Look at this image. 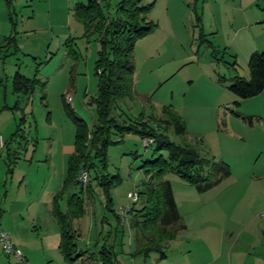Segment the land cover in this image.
<instances>
[{
    "label": "rangeland",
    "instance_id": "1",
    "mask_svg": "<svg viewBox=\"0 0 264 264\" xmlns=\"http://www.w3.org/2000/svg\"><path fill=\"white\" fill-rule=\"evenodd\" d=\"M75 1L11 0L10 4L20 47L0 59L1 65L5 61L0 70L4 80L0 83V136L11 138L19 125L24 139L16 136L9 141L10 149L18 145L22 149L18 159L9 156L8 163L17 165L12 181L8 179L6 202L0 195V216L10 221L9 204L16 201L11 209L20 218L27 263L101 264L99 251L112 247L115 264H264V218L260 215L264 212V121L253 122V127L243 125L236 116L241 117L239 107H234L235 98L227 89L233 78L232 62L242 73L247 71V60L225 49L226 41L237 42L256 32L239 30L245 19L233 9L237 1L144 0V5L152 4L147 18L155 27L134 45L133 96L117 101L111 111L112 117L124 123L142 117L175 145L193 147L198 158L229 167L230 175L202 194L173 173L153 179V184L169 182L180 224L185 227L165 245L163 259L154 252H140L144 246L141 227L133 226L130 210L121 214L130 207L127 192H145L149 178L145 162L158 156L154 146L143 145L139 134L110 136L114 143L106 150L105 171L119 178L108 191L110 210L105 208L106 194L95 183L89 191L81 192L72 183L61 192L74 143V126L65 104L87 126L96 117L86 100L97 93L93 71L97 44L94 37H83L82 25L70 12ZM99 1L109 13L117 2ZM63 33L67 37L58 45L57 38ZM68 38L72 51L66 47ZM16 63L24 76L37 80L27 96L12 93V65ZM171 113L184 121L183 136L173 133ZM160 155L166 156L164 152ZM0 166L1 179L6 156L0 157ZM73 194L81 199L83 214L70 217L67 226L76 232L77 250L86 253L84 260L68 263L57 248L59 227L54 210L67 214V200ZM142 200L132 207L141 208ZM0 264L23 263L6 257L0 245Z\"/></svg>",
    "mask_w": 264,
    "mask_h": 264
},
{
    "label": "trees",
    "instance_id": "2",
    "mask_svg": "<svg viewBox=\"0 0 264 264\" xmlns=\"http://www.w3.org/2000/svg\"><path fill=\"white\" fill-rule=\"evenodd\" d=\"M10 7L11 32L4 38L5 46L12 50L11 55L18 51L15 39V23L11 16V1L6 0ZM144 0H117L113 12L109 13L99 0H78L72 9V15L83 28V37H94L97 44L96 59L93 66L97 81L96 96L86 100V104L95 110V121L91 126L75 115L74 111L65 104L68 117L74 126L73 152L67 159L66 176L61 192L72 183L80 186V191H89L91 183H95L106 194V210H110L112 203L108 191L119 182L116 175H109L105 171L106 150L114 142L110 136L114 133L133 132L142 139L153 140L154 153L157 158L145 162L149 169L145 170L149 177L145 182V192H137L142 199L139 209L131 207L134 227H141L144 246L140 249L145 255L159 254V259L165 257L163 248L175 239L179 231L185 229L180 224L172 190L168 181L153 184V179H159L164 173L175 174L180 180L195 188L198 193H204L220 184L230 175L228 165L222 162H207L198 158L196 149L189 146L175 145L166 135L150 127L142 117L135 122H119L111 116V111L119 100L133 96V49L135 42L150 33L155 24L147 16L152 7L144 5ZM65 41L69 47V41ZM71 43V41H70ZM248 78L235 76L228 80L227 89L235 97L234 107L240 106L243 99L257 96L264 89V50L253 52L247 62ZM37 80L24 76L16 70L11 79L12 93L17 96H27L32 93ZM238 116V115H236ZM241 118V117H240ZM243 120V118H241ZM22 117L20 121H23ZM171 125L176 136L186 133L184 121L171 113ZM19 125L11 136L24 139ZM150 146V147H151ZM160 152L166 154L165 157ZM16 157L15 159H17ZM15 163V161H13ZM9 164V172L12 171ZM102 168V170H101ZM80 170H85L90 176L87 185H80L76 176ZM68 213L63 214L54 210L59 227L58 250L64 261L71 263L82 258L86 252L76 248V232L69 223L70 217H80L83 214L82 201L79 196L72 195L67 200ZM119 220V218H117ZM101 264H115L112 247H102L99 251Z\"/></svg>",
    "mask_w": 264,
    "mask_h": 264
},
{
    "label": "crops",
    "instance_id": "3",
    "mask_svg": "<svg viewBox=\"0 0 264 264\" xmlns=\"http://www.w3.org/2000/svg\"><path fill=\"white\" fill-rule=\"evenodd\" d=\"M77 1L78 0H76L74 2V4ZM223 1L225 2V0H223ZM234 1H237V5L234 3ZM232 2L234 3L233 9L234 10L236 9L237 11H239L244 16V19H245L244 24H242L239 27V30L245 29V30H249V32H251L250 29H255L256 32H255V35L251 34V35H248L244 38H241L240 40L237 41L238 43L234 39L227 40L226 41L227 44H226L225 49H227L235 57L239 58V56H241L242 60H244V61L247 60V62H248V58L253 52H261L264 50V0H232ZM74 4L69 9L71 13H72V9L74 7ZM10 11L11 10H10V7L8 8L7 1L6 0H0V59L2 58V60H4L3 57H6L9 55L8 53L11 50L10 47H4L6 45L4 42V38L6 36H8L11 32V29H10L11 26H10V21H9ZM251 33H254V32H251ZM66 37L67 36L65 35V33L62 34V37L61 36L58 37L57 38L58 45H60L59 43H61V41L63 39H66ZM231 38H234V37L231 36ZM16 42H17V46L20 47V45H18L19 41L16 40ZM51 42H53V39ZM4 63H5V61L2 62V65H4ZM232 63H233V67L230 70V75L233 77L238 76V77H242V78L247 79L248 78V69H247V71H243L242 73H238L237 70L234 69L235 64H236L235 61H233ZM2 65L0 64V70H2L1 69ZM12 67H13L14 73L16 70H19V64H17V63L13 64ZM12 67H11V69H12ZM239 74H240V76H239ZM6 76L8 78L9 74H6ZM12 76H11V79H12ZM3 81L4 80L0 79V83H3ZM17 104H18V100L16 101V105ZM239 112H240V116H241V118H243V120L239 116H237V119H239V120L241 119V121L243 122L242 123L243 125L245 123H247V125L249 127H253L252 126L253 122H255V121L261 122L262 120L264 121V89L257 96L241 100L240 106H239ZM2 139L4 141V146L0 147V150L2 151V149L6 148L2 155L7 157V166L5 169L3 168L4 171L2 173V178L0 179V195H3L4 200L2 202H6L7 193H8L6 186L8 184V179H10V181H12L13 173H14V170H15L16 165H17L16 162L13 165H10V167L12 168L11 175H10V172L8 169V166L10 164V162L8 163L9 156L10 155L15 156V157L20 156L21 153L19 152V150L22 149V147H21V145H18L16 148L12 147L10 149L9 147L11 146L12 142L9 143V141H13V140H11L10 137H8L7 140H4L3 137H2ZM24 150H26V149H24ZM72 152H73V150H72ZM72 152L69 154V156L72 154ZM2 155L0 154V157H2ZM236 157L239 158L240 161H242V159H243L240 155L236 156ZM0 168H1V166H0ZM18 189H19V187H18ZM200 194H202V193H200ZM15 202L16 201H12L11 205L9 204L8 214L11 215L10 221L5 222L3 217L1 219V216H0V230H3L2 228H4L8 232L10 238H11L13 233L18 235L17 239H12V238L11 239L15 243V245L22 250L25 261L27 262V252H26L27 251V244L26 243L24 244L23 239H20V238H22V236L20 235V226H19L20 218L18 217L17 213L12 211V209H11L12 206H14ZM25 202H24V204H25ZM174 202H175L176 208H178L175 199H174ZM177 211H178V209H177ZM59 239H60V237H59ZM19 242H20V244H19ZM58 244H59V240L57 243V248H58ZM24 250H25V252H24ZM89 258H91V257H89ZM82 259L84 260L85 257L83 256Z\"/></svg>",
    "mask_w": 264,
    "mask_h": 264
},
{
    "label": "built area",
    "instance_id": "4",
    "mask_svg": "<svg viewBox=\"0 0 264 264\" xmlns=\"http://www.w3.org/2000/svg\"><path fill=\"white\" fill-rule=\"evenodd\" d=\"M70 100V98H68ZM153 144V140L149 138L143 139V145L145 147H150ZM4 146V141L2 137L0 136V147ZM76 181L80 185H87L90 181V176L87 171L80 170L79 173L76 176ZM126 198L129 202L130 207H127L126 209L121 210V214H126L132 207V205L139 202V195L136 191H129L126 194ZM261 216L264 218V212L261 214ZM0 245H1V251L6 257H12L18 262H21L23 264H28L25 261L24 255L22 250L15 245V243L10 238L9 234L5 230H0Z\"/></svg>",
    "mask_w": 264,
    "mask_h": 264
}]
</instances>
